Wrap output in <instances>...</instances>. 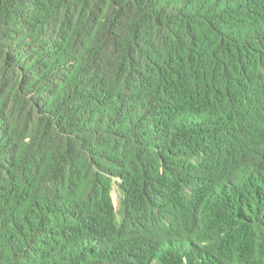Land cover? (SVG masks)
Masks as SVG:
<instances>
[{
    "label": "trees",
    "instance_id": "1",
    "mask_svg": "<svg viewBox=\"0 0 264 264\" xmlns=\"http://www.w3.org/2000/svg\"><path fill=\"white\" fill-rule=\"evenodd\" d=\"M0 264H264V0H0Z\"/></svg>",
    "mask_w": 264,
    "mask_h": 264
},
{
    "label": "rangeland",
    "instance_id": "2",
    "mask_svg": "<svg viewBox=\"0 0 264 264\" xmlns=\"http://www.w3.org/2000/svg\"><path fill=\"white\" fill-rule=\"evenodd\" d=\"M113 198H114L115 205L118 208L119 202H120V196L116 190L113 191Z\"/></svg>",
    "mask_w": 264,
    "mask_h": 264
}]
</instances>
